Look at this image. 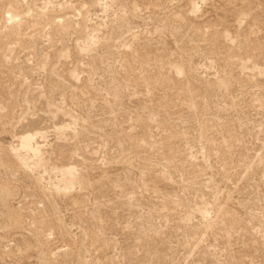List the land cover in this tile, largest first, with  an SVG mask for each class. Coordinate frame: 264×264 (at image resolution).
I'll use <instances>...</instances> for the list:
<instances>
[{
  "label": "rangeland",
  "instance_id": "1",
  "mask_svg": "<svg viewBox=\"0 0 264 264\" xmlns=\"http://www.w3.org/2000/svg\"><path fill=\"white\" fill-rule=\"evenodd\" d=\"M0 264H264V0H0Z\"/></svg>",
  "mask_w": 264,
  "mask_h": 264
},
{
  "label": "bare ground",
  "instance_id": "2",
  "mask_svg": "<svg viewBox=\"0 0 264 264\" xmlns=\"http://www.w3.org/2000/svg\"><path fill=\"white\" fill-rule=\"evenodd\" d=\"M38 137H42V138H45V134L43 133H32V134H27V135H24L22 137H19V143H20V149L19 148H16V147H12L10 150L13 152V154L17 155L22 162H20V164L22 163V165H28L27 161L20 157L19 156V152H21V150H28V151H32V155L37 158V157H40V153H41V147L38 146V145H35V142H36V139ZM24 169H27V166L24 168ZM74 172L75 170L72 169V168H68V169H63L62 170V175L64 178H67L69 177L70 179H73V176H74ZM70 181V180H69ZM74 183V182H73Z\"/></svg>",
  "mask_w": 264,
  "mask_h": 264
}]
</instances>
